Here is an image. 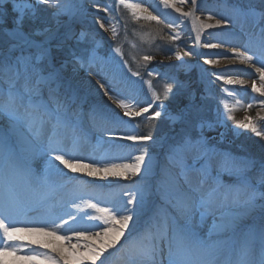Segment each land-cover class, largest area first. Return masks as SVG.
<instances>
[{"label":"snow or ice","instance_id":"snow-or-ice-1","mask_svg":"<svg viewBox=\"0 0 264 264\" xmlns=\"http://www.w3.org/2000/svg\"><path fill=\"white\" fill-rule=\"evenodd\" d=\"M118 2L122 5L125 0ZM178 2L185 4L187 0ZM191 2L193 5L197 4V0ZM260 2L262 7L257 8L242 0H228V6L236 14L235 18L222 17L216 19L214 24L200 23L202 27L211 29L250 21L245 33L249 40L244 46L245 50L232 48L231 57L225 54V58L249 63L259 74L261 81L259 85L252 82L251 91L264 96V0ZM176 3L177 0H163L165 8H173L182 17L194 16L193 12H184ZM7 4L12 7H6ZM41 6L57 21H76L86 9L80 0L0 2V264H8L6 258L9 256H14L16 264H34L39 255H42L48 264H97L98 261L99 264H106L108 257L105 254L113 255L110 250L123 253L126 256V264H264V159L257 161L252 158L234 157L231 153H220L211 147L203 133L205 129L215 130L219 120L199 121L196 126L199 129L198 136L194 135L195 128L186 127L170 142L161 138V147L167 146V158L181 163L192 153L195 159L205 161L218 156L225 170L239 174V185L225 186L216 182L215 185L205 187L209 177L206 165L194 169L191 165L184 164L181 171L175 175L164 168L159 173L157 190H172L175 197L169 199L164 196L160 206L150 204L153 186L150 182L152 167L146 163L151 160L147 147H141L139 154L132 157L133 162L130 163L111 160L84 162L76 154L80 145L87 140L80 118V109L85 101L65 78L64 70L69 64L80 68H91L94 64L98 66V41L89 32H74L70 25L46 24L40 15ZM129 6L147 12L141 5ZM92 8L105 13L110 11V6L101 8L97 3H93ZM133 15L137 19L140 18L138 12ZM143 19L166 23L151 13L144 15ZM213 19L212 15L208 16L209 21ZM112 21L114 18L110 20V30L113 37H117L119 32ZM96 23L99 28L109 31L104 23L99 20ZM166 27L175 30L178 25L167 22ZM178 38V32L169 37L173 42ZM204 47L219 48L221 45L206 43ZM113 51L120 54L121 65L128 63L123 59L122 45L118 44ZM190 54L177 51L175 57L182 59L183 55ZM61 57L64 58L60 59ZM142 59L151 62L155 57L144 55ZM165 59L171 60L172 57L166 56ZM253 61L261 66L256 67ZM159 63L162 64L163 61ZM206 63L212 64L214 61L207 60ZM147 74L160 75L151 71ZM97 75L103 81H97V87L103 90V94L113 104L124 111L123 115L118 117V114L110 115L102 108H92L88 115L92 121L102 124L106 131H112L113 135L114 130L124 123L123 117L144 116L151 128L152 122L161 118L163 113L169 120H180L187 124L190 108L173 114L164 104L174 85L177 92L186 87L177 77H171V83L164 84L163 96L153 91L151 99L145 104L137 101L132 94H122L120 88L123 81L116 74L110 79L99 71ZM132 75L139 77L140 73L137 71ZM217 79L224 80L225 77L219 75ZM148 83L151 85V81ZM226 83L242 85L245 82L227 78ZM261 104H264V101H261ZM154 105L159 110L152 112ZM247 108L251 109L252 104H248ZM228 113V119L232 120L235 128L248 130L264 139V131L259 130L253 117L246 116L237 120L231 109ZM116 138L140 145L155 142L151 132ZM68 142L72 145L70 150L65 147ZM41 158H44L47 167L37 173L33 164ZM65 169L103 180H129L136 177L140 179H133L134 190L123 192V197H126L123 204L113 202L111 207H102L92 199H81L80 203L73 202L75 213H68L69 219L61 217L62 223L53 221L51 224L18 226L13 219V212L20 194H26L29 207H42L58 194L62 185L57 184L56 177L67 176ZM253 170L258 174V183H253L248 176ZM193 173L198 177L195 181ZM71 179L78 180L79 177ZM241 191L247 193L243 199L238 195ZM222 207H232L236 211L214 226L210 235H202L199 223L208 216H214ZM257 212L261 213L258 222ZM245 217L251 219L252 223L241 226V220ZM78 218L100 221L101 223L96 225L100 230L73 229L70 221H77ZM141 221L143 226L138 227ZM65 225L69 227L65 228ZM60 229H64V235H58ZM69 231L72 235L67 234ZM21 233L28 236L54 237L56 240L67 241L69 247L57 248L43 243L42 247H51L55 255H17L23 248L41 243L33 239L28 244H18V241L26 239ZM73 238L77 241L75 244L72 243ZM81 248L84 250L81 251Z\"/></svg>","mask_w":264,"mask_h":264},{"label":"bare ground","instance_id":"bare-ground-1","mask_svg":"<svg viewBox=\"0 0 264 264\" xmlns=\"http://www.w3.org/2000/svg\"><path fill=\"white\" fill-rule=\"evenodd\" d=\"M111 1L115 6H119L122 9H125L127 12H130L132 14L134 12H138L140 14L139 19H143L144 15H147V13H151L152 15L159 16L160 19L165 21L166 23L171 22L178 25L175 30L168 27L167 28L171 31L170 35L176 32L179 33V38L177 39V41L180 42V44L178 45V48L191 54L184 55V61L182 62L184 64L183 68L175 70L174 74L179 75L181 73L182 76V73H184L185 70L188 69L189 72L191 69L194 72L197 71L199 75V77L194 76V79H192L193 81H190L191 85L185 88V92L188 97L186 100H182V103L188 104V106H191L190 104L192 103L194 104V106L196 105V102H192L194 100V93H197L195 92L193 85H199L198 90H200L202 93L204 91V88L207 86L208 89L211 86L215 87V91H217V93L220 95L219 99H217L213 103L219 102L218 104L220 105L221 116H214L210 120H219L220 123L217 125L215 130L209 131L205 129L203 133L204 136L208 139L209 145H211L213 135L215 137H220L221 133H223V136L221 137L223 138L224 136L230 134V129L227 132L226 130L225 132L222 130V125H226L227 128V125L230 123L233 127H235L232 120L228 119L229 109L232 110V115H234L237 120L244 119L246 116H251L253 117L254 122L257 124L259 130H262L264 128V119H261V117H264V104H261V101H264V96H260L259 93H253L251 91L252 82L257 83L258 85L261 83V81L259 80V74L255 72V70L250 66L249 63H241L240 60L234 58H225V54H228L229 57H231L232 48L245 50L244 46L249 43L248 37L245 33L248 26L250 25V21H241L236 23L234 26H229L226 28L219 27L208 29L202 27L200 22H203L205 24H214L216 19H221L222 17L235 18L236 16L233 9L229 7L227 3H222L221 5L219 3V7L217 9H214L211 6L209 7V2L212 0H197V4L195 5L192 4L191 0H187V3L185 4H181L177 0V7L182 8L184 12L194 13V16H190L187 18L182 17L171 7L165 8L163 5V0H125V3L122 5L119 4L118 0ZM0 2H2V0H0ZM80 3L85 5L86 9L85 13L78 20L69 21L67 19H61L63 22L56 23L57 20L53 18V22L57 24L56 26L70 25L74 32H81V24L86 25L87 21H89L88 25H91L94 34L99 33L101 35L104 34L113 36L110 30V23L107 21H102L99 17L100 14H102L101 12L103 11H96L92 8L93 3L102 5V0H80ZM129 5H141L142 8L147 9V12H141L140 9L130 7ZM256 6L260 8L258 4ZM209 15H212L214 19L209 21ZM97 20L104 23L105 27L109 28V31H105L104 29L99 28L98 23H96ZM116 22L117 21L114 18V21H112V23H114V25L117 27L120 35V24L118 25V23ZM61 30H63V27L61 28ZM83 30L86 31L84 27ZM197 36H199V39H197ZM206 43L220 44L221 47L206 48L204 47ZM117 45L118 43L113 42L112 44H110V47L103 51L100 50L99 46L96 47V51L99 50L103 57L100 58L97 55L99 57L100 63L98 66L94 64L91 66V68L87 67L88 75H82L81 70L83 68L73 66L72 64H69L64 70L65 78L76 87L75 89L77 90L79 96L82 97L85 101L82 109H80V118L83 122V127L87 134V140L80 145L79 150L76 154L81 157L84 162H91L92 160H111L117 163H130L133 162L132 157H134L136 154H139L138 150L141 147H147L151 156V160L146 161V163L150 164L152 167L150 182L153 186V191L150 204L151 206H160L163 203L164 196H167L169 199H174L175 192L172 190H168L166 192L157 190L159 173L162 169L167 168L172 175H175L177 172L181 171V168H178L182 166L181 162L172 161L168 158H162L161 146L156 148L155 146L157 145L155 144V142H149L147 145H140L136 142L116 138L128 134L140 135L137 130L129 127V124H133L136 117H123L124 123H122L118 129L114 130L115 135H113V132L106 131L105 127L102 124H97L96 122L92 121L88 113L92 108H102L110 115L117 116L118 114L119 117L123 115L124 111L116 104H113L108 99V97L103 94V90L97 87V81H100L101 83L103 82L101 80V77L97 75L98 71L109 79L113 74H116L118 78L123 81L120 88L122 94H132L133 96H135V99L137 101L146 104L151 99L153 91H155L152 86V82L151 85H149L148 83L153 77L149 76L147 73L149 71L156 73V68H158V66H164V69L162 71L163 73L170 72L171 67H168L167 65L177 61L178 59H176L175 54H171V60L165 59L166 56H164L163 63L167 67L159 63V61H156V59L151 62H145L142 59L144 55L157 54L156 50L150 49V43H147L140 39L136 41L123 42L121 44L122 51L124 53L123 59L128 61V65L130 62H133L134 64L142 63L141 70L143 72V76L145 77V79H143L141 77L133 76V71L132 69L129 70L130 68L127 64L121 65L120 54L113 51V49L117 47ZM134 49L138 51V57L132 59L130 54ZM207 60H212L214 61V63L208 64L206 63ZM156 62L158 63L156 64ZM253 63L256 62L253 61ZM260 66L261 65L259 63H256V67ZM162 72L160 71L159 74L161 73V76L165 77ZM219 75H223L225 79H217V76ZM227 78H231L233 80H242L245 83L242 85H229L226 83ZM173 88L176 89L175 85L173 86ZM190 97H192V99H190ZM95 98L97 99V101H93L95 100ZM248 104H252V108H259L257 114H252V108H247ZM226 105L227 107H225ZM168 106L169 112H174V114L177 113L176 108L173 107L174 109L171 110L172 104L170 101L168 102ZM156 110L159 109L154 105L151 111L154 112ZM162 117H165L163 113ZM190 120L191 117L188 116V121ZM201 120L202 119H196L195 124L198 125L199 121ZM183 123L184 122L180 120H175L173 121L172 125L176 124L173 128L175 129L176 127H178L180 129ZM175 132H168L164 136L165 139L169 141L173 137L172 135L179 133V130ZM251 135L253 137L255 136V134L253 133H251ZM226 142L229 144L231 141L228 138L226 139ZM65 147L66 150H70L72 147L71 142H68ZM220 153H231V151L222 150ZM233 156L241 158L240 154L235 153ZM186 158H189L191 161H193L192 163L195 164L205 163V165L208 167L210 178L208 177V185H205V187H208L209 185H215L217 181L213 182L212 178L216 180L218 176L220 178L226 179V186L237 187L239 185V174L233 173L229 170H225L221 166L220 158L218 156L213 157L209 161H205L204 159H195L194 153H192L186 156L183 161H185ZM33 167L35 168L37 173L45 169L47 166L44 162V158L37 159L34 162ZM60 167L63 168L62 165H60ZM64 171L68 172L67 169H65ZM248 176L252 179L253 183H258V174L255 170L250 171L248 173ZM71 177H79V179H71ZM133 179L138 181L140 178L136 177L130 178L129 180L119 179L118 181H113L111 179L103 180L100 177H88L86 173L68 172L67 176L56 177L57 184L62 185V187L59 188L58 194H56L54 198L49 199L47 203H45L42 207H29L27 204L26 194L21 193L15 205L13 219L18 224V226H25L29 224L39 225L43 223L51 224L53 221H55L56 223H62L61 217L63 219H69L68 213H75V209L72 206L73 202L80 203L81 199H92L93 202H99L102 207H111L113 202H119L123 204L126 201V197H123V192L126 190H134L135 188ZM196 179H198V177L195 173H193V180L195 181ZM210 179L212 182L210 181ZM238 195L241 199H243L246 197L247 193L241 191L238 193ZM235 211L236 209L232 207H222L215 212L214 216L206 217L202 222L199 223V230L201 234L204 236L210 235L211 230L214 228V226L221 223L223 219H226L227 217L233 215ZM260 215L261 213L257 212V222L259 221ZM197 219L199 220V218ZM70 223L73 229L88 228L90 230L99 231L100 229L96 227V225L100 224L101 222L80 220L78 218L77 221H70ZM249 223H252V220L249 218L245 217L241 220V226ZM142 226L143 221H141L138 227ZM64 227L68 228L69 226L65 225ZM64 234V229H60L58 231V235ZM67 234L72 235V232L69 231ZM20 235L25 236L26 239L23 241H18V244H28L33 239L38 240L41 243L32 244L30 248H23V250L17 255H37L40 253H49L55 255V253L52 252L51 247H42L43 243H48L57 248L69 247L67 241L56 240L54 237L28 236L24 233H21ZM0 238V242H2V237ZM76 242V239L73 238L72 243L75 244ZM80 250L82 251L84 249L81 248ZM110 251L113 253V255L109 256L108 253L105 254V256L108 257L106 264H126V256L123 253H116L115 250ZM6 259L8 261V264H16L14 256H9ZM34 264H48V262L42 255H39ZM97 264H99V261L97 262Z\"/></svg>","mask_w":264,"mask_h":264},{"label":"rangeland","instance_id":"rangeland-1","mask_svg":"<svg viewBox=\"0 0 264 264\" xmlns=\"http://www.w3.org/2000/svg\"><path fill=\"white\" fill-rule=\"evenodd\" d=\"M242 2H248L252 4L254 7H257L256 5L258 4V6L261 7L260 0H242ZM219 3L220 5L222 3L228 4V0H212L209 2V7L211 6L212 8L217 9L219 7ZM5 6L8 8L12 7L11 4H7ZM106 6H110V11L108 13L101 12L102 14H100L99 17L101 18L102 21H107L109 23H110L111 18H115L116 21L118 22V25L120 24L119 26L121 28V34L119 36L113 37V36L104 35L103 33H102L103 35L99 33L94 34L91 28V25H88L89 21H87V24H86L87 26L85 24L84 25L81 24V31H84L83 30V27H84L86 29V32H89L95 36L96 41H98V46L100 50L102 51L106 50L108 47H110V44H112L113 42L121 45L123 42L136 41L140 39L147 43H150L151 44L150 49L157 51V54H154V55L152 54V56H154L156 61H159V62L163 61L164 56H167V55L172 56L171 54H175L177 51H180L183 53L186 52L178 48V45L180 44V42H178L177 40L173 42L169 39V37L171 35H174L175 33L170 35L171 31L168 30V28L166 27V23L161 24L155 21L137 19L132 13L127 12L125 9H122L119 6H115L111 0H102V5H100V7L103 8ZM40 15L42 16L44 22L51 26H56L57 25L56 23L63 22L62 20H59V21H56V23H54L53 17L50 15V12L47 9H45L43 6H41ZM125 24L127 25L126 28H125ZM81 47H85V45H81ZM96 54L100 58L103 57L101 55V52H99V50L96 51ZM130 56L132 59L133 57L135 58L138 57V51L134 49L131 52ZM63 58L64 57H61L60 59H63ZM183 61H184V55L182 59H178L177 61L172 62L169 65H167L168 67H171V71L166 73V77L164 78L161 76V73H160V77L155 76V75L151 76L153 78H151L150 80L152 82V86L155 92L163 96V86L166 82L171 83L170 78L173 76L177 77L180 80V82L183 83L186 87L191 85L190 81L191 82L193 81L192 79H194V76L199 77L198 72L197 71L194 72L191 69L189 72H188V69L185 70V72L182 73V76H181V73L179 75L174 74L175 70L183 68V65H184L182 63ZM157 63L158 62H156V64ZM162 64L165 65L164 63ZM129 65L128 67L130 68V70L132 69L133 72L139 71L140 73L139 77L145 79V77L143 76V72L141 70L142 63L134 64L133 62L132 63L130 62ZM163 67L158 66V68H156V73H159L160 71L162 72L164 69ZM81 74L88 75L87 66L81 70ZM73 87L76 88L74 85ZM193 87H194L195 92H197V93H194V100L192 101V102H196L195 106L193 103H192L193 106L192 104H190L191 107L188 106V104L182 103V100H186L188 97V95L185 92V88L180 90L179 92H177V89L173 88L172 93H170L168 98L164 100V104L168 108V110H169L168 102L170 101L172 104L171 110L176 108L177 113L183 108L190 107L189 116L191 117V120L188 121L187 124L183 123L180 129L177 127L176 130H172V128L176 124L172 125L173 123L172 120H169L168 118L162 117V116L158 120H155L152 122L153 127L151 128L148 126V120L142 116L136 117L133 122L134 124H131V126L129 127L134 130H137L138 132H139V129L141 131L143 130L146 131L147 134L151 132L153 137L158 135L157 137L154 138L155 144L157 145L155 146L156 148L160 146L162 142L161 138H165L164 136L168 132H171V131L175 132L179 130V132H181L186 127L195 128L194 135L198 136L199 130L196 127L197 124H195L196 119L210 121L211 118L214 116H219V115L221 116V113H220L221 109H220V105L218 104L219 102L213 103L217 99H219L220 95L217 93V91H215V87H212V86L209 89H208V86L205 87L203 93L200 90H198L199 85H193ZM93 101H97V99L95 98V100ZM251 110H252V114H257L259 108L253 107ZM171 113L174 114V112H171ZM136 123L137 124L140 123V124L137 125ZM164 126L167 127L166 132L161 134V132L165 129ZM229 129H230V134H228L227 136H224L223 138H221L222 136L215 137L213 135L210 146L213 147L217 152H221L222 150H227V151L230 150L232 153V156L236 153L240 155L242 154L241 158H245V155H246L247 156L246 158H250L251 156V157H254V159H256L257 161L264 159V139H262L261 137H257V136L253 137L250 131L235 128L230 123L227 125V128H226V125H222V130L224 132L225 130L227 132ZM261 131H264V128ZM172 136L173 137L171 138V140L176 137V134ZM228 138L231 141L229 144L226 142V139ZM164 149H166V147H163V148L161 147L162 158L166 157V155L162 151ZM186 160L188 162L191 161L190 159L189 161L187 158ZM192 162L193 161H191L190 162L191 164H189L191 165V167L197 166L199 168L201 165H204L202 163L199 166V164H195ZM178 168H181V167H178ZM217 182L218 184H220V178L217 179Z\"/></svg>","mask_w":264,"mask_h":264}]
</instances>
